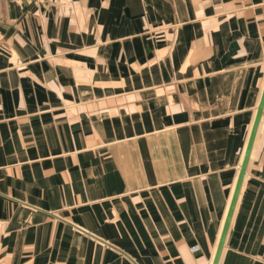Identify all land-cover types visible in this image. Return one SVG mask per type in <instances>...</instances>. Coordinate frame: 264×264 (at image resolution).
<instances>
[{
    "label": "crops",
    "instance_id": "obj_1",
    "mask_svg": "<svg viewBox=\"0 0 264 264\" xmlns=\"http://www.w3.org/2000/svg\"><path fill=\"white\" fill-rule=\"evenodd\" d=\"M264 90V0H0V264H212ZM219 264H264V112Z\"/></svg>",
    "mask_w": 264,
    "mask_h": 264
},
{
    "label": "water",
    "instance_id": "obj_2",
    "mask_svg": "<svg viewBox=\"0 0 264 264\" xmlns=\"http://www.w3.org/2000/svg\"><path fill=\"white\" fill-rule=\"evenodd\" d=\"M263 112H264V90H263L262 97H261V100H260L258 108H257L256 117H255L254 124H253L252 130H251L250 136H249L248 144H247L245 154L243 157V161L241 164V168L239 171L236 187H235V190H234V193L232 196V200H231L228 212H227V216L225 218V222H224V225L222 228L221 236H220V239L218 242V246H217L212 264H219V262H220L221 255H222L223 248H224L225 241H226V237H227L229 227L231 224V220L233 217V213H234V210H235L238 198H239L241 186H242V183H243L246 171H247V166L249 163V159L251 156V152L253 149L255 138L257 135V130H258Z\"/></svg>",
    "mask_w": 264,
    "mask_h": 264
}]
</instances>
